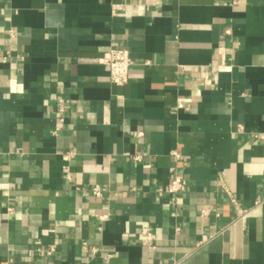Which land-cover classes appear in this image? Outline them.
<instances>
[{
	"label": "crops",
	"instance_id": "0c3cea01",
	"mask_svg": "<svg viewBox=\"0 0 264 264\" xmlns=\"http://www.w3.org/2000/svg\"><path fill=\"white\" fill-rule=\"evenodd\" d=\"M0 264H264V0H0Z\"/></svg>",
	"mask_w": 264,
	"mask_h": 264
},
{
	"label": "built area",
	"instance_id": "2783aa9c",
	"mask_svg": "<svg viewBox=\"0 0 264 264\" xmlns=\"http://www.w3.org/2000/svg\"><path fill=\"white\" fill-rule=\"evenodd\" d=\"M113 13L115 15H125L131 14V4L130 3H118L113 5ZM14 36V33H11ZM7 58V56L5 57ZM100 62L104 63L109 68V77L112 83L116 85H125L129 81L130 69L134 62L130 55V51L126 46L122 47H111L104 52L103 56L100 58ZM184 99H178L177 107H183ZM68 107L64 98H60L57 101V112L59 113L60 123L64 122V114L67 112ZM60 129V124L56 127L55 133ZM135 160L139 159V156L134 157ZM186 179L177 174L173 177L171 183L168 186V192L171 194H179L186 189ZM95 195H101V190L98 186L92 188ZM231 203L234 205L235 209L239 213L240 217H245L250 212V209L242 208L239 201L230 193L227 192ZM260 203V202H258ZM207 210H202V215L207 214ZM83 248H88V243H83ZM54 251V245H49L46 250L47 254H51Z\"/></svg>",
	"mask_w": 264,
	"mask_h": 264
}]
</instances>
